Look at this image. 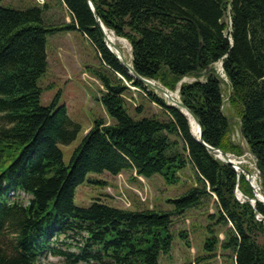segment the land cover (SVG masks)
I'll return each mask as SVG.
<instances>
[{
  "label": "trees",
  "instance_id": "obj_1",
  "mask_svg": "<svg viewBox=\"0 0 264 264\" xmlns=\"http://www.w3.org/2000/svg\"><path fill=\"white\" fill-rule=\"evenodd\" d=\"M60 1L71 16L61 26L45 23L47 5L26 10L0 5V264H37L45 252L73 263L160 264L172 249V218L210 204V236L197 262L216 258L221 249L232 251L234 264H264V204L254 207L235 195L238 185L254 198L245 177L192 136L180 109L130 76L107 48L86 0ZM90 1L106 30L130 44L135 72L178 91L207 145L241 156L243 138L264 190V0ZM70 30L91 42L105 69L93 74L103 89L99 101L106 117L94 121L66 166L59 146L72 143L81 127L65 107L41 105L38 80L48 65V36ZM185 78L193 81L182 82ZM128 84L161 106L163 119L137 118L140 107L130 114ZM236 129L238 142L232 140ZM187 169L195 185L167 199L171 211L121 209L100 198L88 208L74 203L82 184L108 186L88 179L90 174L129 172L145 180L157 175L176 185ZM11 191H24L29 200L12 201ZM215 227L224 228L222 241ZM5 236L9 243H2ZM60 238L64 244L79 238L76 252L56 247Z\"/></svg>",
  "mask_w": 264,
  "mask_h": 264
},
{
  "label": "rangeland",
  "instance_id": "obj_2",
  "mask_svg": "<svg viewBox=\"0 0 264 264\" xmlns=\"http://www.w3.org/2000/svg\"><path fill=\"white\" fill-rule=\"evenodd\" d=\"M0 5L14 10H26L47 5L43 18L48 26H61L71 21L69 11L60 0H1ZM106 32L114 35L111 31L106 30ZM115 38L125 40L117 36ZM119 47L121 49L122 45L119 44ZM46 55L47 69L38 80V86L42 90L40 103L42 106H50L55 102V108L65 107L68 117L81 127L80 133L72 143L59 146L63 153V163L67 166L73 150L81 142L87 130L93 126L94 121L106 117L99 101L103 89L93 74L96 70L103 71L105 69L98 58L94 46L78 30L61 31L49 35L46 43ZM125 56L131 64V46L128 42L125 47ZM221 64V62L216 64L218 71L221 70ZM220 73L224 77L221 71ZM224 79L226 78L224 77ZM191 81L193 79L185 78L182 82ZM127 86L129 87V91L125 94L124 98L130 114L134 115L133 109L140 107L142 108V114L137 116V118L156 116L159 119H163V109L161 106L147 100L143 94L144 92L139 88L129 84ZM148 90L150 91L151 89L148 88ZM224 92L227 97V85L224 86ZM172 93L176 97L174 99H179L178 91ZM155 94L164 99L168 105L171 104L165 96L158 93ZM232 140L235 142L239 140L237 129L232 134ZM227 154L242 161L240 167L252 174V180H254V184L257 186V170L252 165V157L245 155V152L241 156L232 153ZM237 173L242 174L247 181L245 173L241 171ZM89 178L105 180L108 186L102 189L87 182L79 186L76 190L74 203L81 208H88L96 198H100L102 202L121 209L135 210L148 208L171 211L172 206L167 203V199L178 197L190 185H195V177L190 169L181 173V181L176 185H167L157 175L148 180L141 177L137 179V177L129 172H125L117 177H112L108 174H90ZM260 183L261 181L259 182L258 180V184ZM248 185L251 188L249 183ZM207 212H214L211 204L208 207L200 209H188L183 216L172 218L170 226V230L174 234L172 249L169 255L161 257L160 264H234L232 251L221 249L217 250L216 258L210 261L197 262L198 257L205 254L203 245L205 240L210 236L207 227L211 222L207 219ZM214 231L222 241L224 239V228L215 227ZM179 233L187 235L185 241L182 240ZM10 239V236H5L2 239V243H9ZM78 240L79 238L67 239L64 244V239L60 238L59 242L56 243V247L63 251L68 249L70 252H76L74 245L79 242ZM186 243H188V246ZM37 264L93 263H73L68 258L53 256L47 253L41 256Z\"/></svg>",
  "mask_w": 264,
  "mask_h": 264
},
{
  "label": "water",
  "instance_id": "obj_3",
  "mask_svg": "<svg viewBox=\"0 0 264 264\" xmlns=\"http://www.w3.org/2000/svg\"><path fill=\"white\" fill-rule=\"evenodd\" d=\"M93 15H94V18L101 30V33H102V36H103V39H104V42L107 46V48L112 52L114 53L111 48L108 47V36H107V32H106V28L103 26V24L101 23V21L99 20L98 18V15L96 13V9L94 7V5L92 4V2L90 0H86ZM113 48L116 50L117 54L114 53L116 55V57L120 60L121 62V65L124 66L125 68L128 69L129 71V74L130 76H132L134 79H136L137 81H139L140 83H142L145 87L153 90L155 93H158L162 96L164 95H168V101L171 103V106L173 107H177L178 109H180V111L188 118V121H189V124H190V131H191V134L192 136L202 145H204L207 150L212 153L215 157L219 158L220 160H222L223 162L225 163H228L230 164L236 171L237 170H241L243 173H245V176H246V179L247 181L249 182L250 186H251V189L253 190V193H254V199L251 200L253 206L255 207V204L257 201H260L262 203H264V190L262 189L261 185L257 184L256 188L252 185V183L250 182V178L252 177V174H250L247 170H245L244 168L240 167L238 165V163H235L234 161H232L229 157V154L221 151L220 149H216V148H213L209 145H207L203 139H202V127L199 123V120L197 119V117L188 109L184 106L183 103L180 102L179 99H174L172 98V94L168 89L162 87L159 83H157L156 81L154 80H151V79H146V78H143L141 76H139L135 70L133 69L132 67V64H127L126 61L124 60V56L122 54V52L120 51V49L117 47V46H113ZM222 71V68L221 70ZM190 118L193 119L194 123L197 125L198 127V136H194L193 135V131H192V126H191V123H190ZM241 141V144L243 145V149H244V152L245 153H249L248 150L244 147V140L243 138L240 139ZM257 179L259 181H261V178H260V172L258 171L257 173ZM257 182V180H256ZM258 191V192H256Z\"/></svg>",
  "mask_w": 264,
  "mask_h": 264
},
{
  "label": "bare ground",
  "instance_id": "obj_4",
  "mask_svg": "<svg viewBox=\"0 0 264 264\" xmlns=\"http://www.w3.org/2000/svg\"><path fill=\"white\" fill-rule=\"evenodd\" d=\"M108 35H109L110 37H109ZM107 36H108V47L111 48V50H112L114 53L117 54V52H116V50L113 48V46L115 45V46L118 47L119 44L122 45L120 51L122 52V54H123V56H124V60L126 61V63L130 65L129 61L127 60V58H126V56H125V47L127 46V42H126L125 40L115 38V36L112 35V34H108V33H107ZM159 84H160V83H159ZM160 85H161V84H160ZM161 86H162V85H161ZM162 87H163V86H162ZM171 93H172V92H171ZM164 96H165L167 99H168V97H169L168 95H164ZM171 97L176 98V97L174 96V94H172ZM190 123H191V126H192L193 135H194L195 137L198 136V127H197V125L194 123V121H193L192 118H190ZM250 182H251L252 185L256 188V185L254 184V180H252V177L250 178ZM259 182H260V181H259ZM259 185H260V184H259ZM256 189H257V188H256ZM238 190H239V192L241 193L239 187H238ZM241 194H242V193H241ZM263 198H264V197H263Z\"/></svg>",
  "mask_w": 264,
  "mask_h": 264
},
{
  "label": "built area",
  "instance_id": "obj_5",
  "mask_svg": "<svg viewBox=\"0 0 264 264\" xmlns=\"http://www.w3.org/2000/svg\"><path fill=\"white\" fill-rule=\"evenodd\" d=\"M245 155H250V156L252 157V159H253V161H252V165H254L255 169L257 170L256 165H255V159H254V157H253L251 154H249V153H245ZM229 157H230V159H231L232 161H234L235 163H238L239 166H240V164L242 163V161L239 160V159L237 160V159H235V158H233V157H231V156H229ZM235 171H236V170H235ZM239 171H241V170H237L236 172H239ZM257 173H258V170H257ZM256 180H257L256 183L258 184L257 174H256ZM235 195H236L237 199H238L239 201H241V202H244V201L246 200V198H245V197L239 192V190H238V185H237L236 188H235ZM244 198H245V199H244ZM256 218L260 220V216H259V215H257Z\"/></svg>",
  "mask_w": 264,
  "mask_h": 264
}]
</instances>
